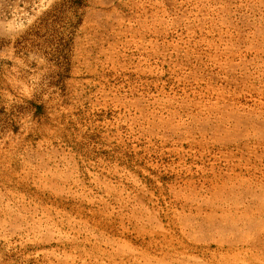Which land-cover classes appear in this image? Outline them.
Here are the masks:
<instances>
[{
  "label": "rangeland",
  "instance_id": "rangeland-1",
  "mask_svg": "<svg viewBox=\"0 0 264 264\" xmlns=\"http://www.w3.org/2000/svg\"><path fill=\"white\" fill-rule=\"evenodd\" d=\"M0 264H264V0H0Z\"/></svg>",
  "mask_w": 264,
  "mask_h": 264
}]
</instances>
